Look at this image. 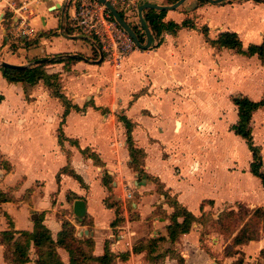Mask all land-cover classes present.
<instances>
[{"label": "crops", "instance_id": "0c3cea01", "mask_svg": "<svg viewBox=\"0 0 264 264\" xmlns=\"http://www.w3.org/2000/svg\"><path fill=\"white\" fill-rule=\"evenodd\" d=\"M178 1L140 0L139 6H171ZM190 1L163 11V21L177 24L175 30L157 36L145 20L153 38L151 48L128 56L120 78L105 60L94 63L101 54L92 44L91 55L79 50L83 38L72 36L75 32L64 28V16L50 13L48 4L35 8L30 23L36 34L25 47L10 41L15 20L0 4V61L32 66L36 60H65L46 64L45 70L58 77L68 104L44 81L26 95L24 85L9 83L0 69V190L13 199L0 205V264H12L6 259L3 233L33 232L36 215L44 217L54 241L64 221H69L79 239L94 241L95 257L110 250L116 264H245L253 255L264 257L262 240L235 245L246 224L232 237L208 231L209 225H219L227 210H264V185L252 172L253 153L234 130L240 121L234 99L262 101L264 72L241 86L230 76L219 84L222 73L209 72L217 64L214 51H234L211 44L223 34H237L245 52L264 43V0L234 4L225 0L199 8L197 15L208 10L204 14L210 23L203 27L180 10ZM148 11L143 12L144 19ZM139 31L146 45L142 26ZM41 46L47 50L36 59L20 54L21 48ZM68 55H81L89 62ZM241 55L257 57L264 69L257 55ZM109 80L118 86L105 87ZM197 80L199 86L192 89L191 81ZM120 117L132 125V141L144 152L141 163L132 164L128 130ZM251 128L264 164V107L254 112ZM169 198L198 219L175 241L168 229L175 214ZM77 200L86 204L81 220L74 214ZM121 233L123 241L112 246L110 236ZM231 245L235 253L226 254ZM58 253L64 264H70L66 250L58 248ZM37 260L32 245L27 264Z\"/></svg>", "mask_w": 264, "mask_h": 264}, {"label": "trees", "instance_id": "16d2710c", "mask_svg": "<svg viewBox=\"0 0 264 264\" xmlns=\"http://www.w3.org/2000/svg\"><path fill=\"white\" fill-rule=\"evenodd\" d=\"M164 17L165 12L158 13L157 11L153 10L148 11V13L145 15V20L149 24L154 35L159 36L166 30H175L178 28L177 24H174L173 22H169L168 24L165 23L163 21ZM188 25V21L183 23L184 27ZM134 30L142 42L143 40L139 35V29L134 28ZM210 42L216 48L236 50L239 53L249 57L257 55L264 62V43L261 45H252L245 52L242 50V42L239 36L230 32L223 34L218 40ZM64 61L65 60L57 59L50 63H62ZM45 66L46 65L26 66L25 68H8L1 69V71L9 83H22L25 87L26 95H29L31 89L40 81H44L48 88L52 90L53 95L61 99L63 103L68 106L65 96L60 93L61 88L58 82V77L47 74ZM234 103L239 108L240 117V121L234 127V130L236 134L243 137L247 141L253 153L254 161L252 163V172L255 176L262 180L264 185V164L261 155V149L255 146L251 128L252 116L259 108L264 107V99L260 102H254L247 97L239 96L234 99ZM68 111L69 110H67V112ZM120 121L126 125L128 130L129 147L131 157L133 159L132 164L137 162L141 163L140 158L144 157V152L136 148L132 141V125H130V123L123 117H120ZM11 199L12 198L8 193H4L2 190H0V205L2 203L11 201ZM169 199L171 201V205L175 208V214L172 218L173 224L169 226L168 229L170 233V239L175 241L180 235L188 233L192 225L198 219L193 214L186 211L176 201H172L171 198ZM255 216L264 220V210H256ZM179 218H184V222L179 223ZM34 221L35 228L33 232H16L14 230H10L3 233V243L8 247L6 259L12 264L29 263L32 245L35 247L38 253L37 264H64L58 253V248H62L69 253L70 264H116L117 257L112 255L110 250H108L102 257H95L93 255L95 246L94 241L90 238H86L84 240L79 239L76 236L77 230L75 226H73L69 221H64L63 230L60 233L58 241H54L51 231L44 225L43 216L36 215L34 217ZM255 239L256 238L254 235L248 234L246 229H243L240 235L235 239V245L253 241ZM135 250L137 252L140 250V248H136ZM123 259L126 260V258ZM179 262L183 263V260L180 258ZM239 264H242V262Z\"/></svg>", "mask_w": 264, "mask_h": 264}, {"label": "built area", "instance_id": "2783aa9c", "mask_svg": "<svg viewBox=\"0 0 264 264\" xmlns=\"http://www.w3.org/2000/svg\"><path fill=\"white\" fill-rule=\"evenodd\" d=\"M110 3L133 28L139 29L140 0H105ZM15 20L10 41L23 44L36 34L30 18L35 8L48 4L49 12L64 16L66 27L77 35L89 40L93 47L103 56L121 77L125 59L139 47L130 34L119 24L112 12L100 0H0ZM60 6V8H58ZM136 19V20H135ZM132 21V22H131ZM136 22L138 23L136 26ZM68 27V28H67ZM69 30V31H70ZM34 38V37H33ZM129 194L128 198L132 199ZM125 234L110 236L112 246L123 241Z\"/></svg>", "mask_w": 264, "mask_h": 264}, {"label": "rangeland", "instance_id": "374dc122", "mask_svg": "<svg viewBox=\"0 0 264 264\" xmlns=\"http://www.w3.org/2000/svg\"><path fill=\"white\" fill-rule=\"evenodd\" d=\"M246 0H228L226 4H234V3H243ZM214 4H211L207 1H201V0H192L186 5L180 9L183 13L188 14L193 21L195 20L200 27H203L205 25H208L210 21L208 20L207 16L204 14V12H207L208 10L205 9V11H201V15H197L196 10L199 8H204L206 6L212 7ZM54 15V14H53ZM57 15V14H56ZM206 16V17H205ZM8 20H10V17L8 16ZM200 20V21H198ZM194 21V22H195ZM206 22V23H205ZM249 43L248 41H246ZM80 43L79 50L83 52L85 55L89 54L91 55L92 51V45L89 42V40L83 38L82 40L78 41ZM78 45V44H77ZM19 45H16L18 47ZM31 46V45H30ZM21 48V47H20ZM247 49V47H245ZM20 54L22 57H27L30 60L34 57H36L38 54L44 53L45 50H47V47L41 46L39 48H30V49H20ZM231 51V50H216L214 51L213 55L216 58V65L214 63L209 67V72L214 74V72L218 71L217 73H222V77L220 75L217 77L219 84L223 83L225 84L226 78L230 76V78H238L240 86L242 83H246L248 80L259 77L260 73L264 72V69L262 68L261 61L257 57L255 59L247 58L245 56H242L239 54L238 51ZM95 57V56H94ZM5 58V57H4ZM36 59V58H34ZM3 61H0V63ZM264 63V62H263ZM106 67V63L103 64ZM264 66V65H263ZM111 68V67H110ZM194 74V73H192ZM112 75V71H111ZM114 77V76H113ZM113 79V78H112ZM111 80V79H110ZM109 80V81H110ZM201 84L202 81L200 80ZM214 82V81H213ZM199 80L191 81V87L192 89H195L199 86ZM215 83V82H214ZM245 85V84H244ZM112 86V87H111ZM118 86V83L114 84V80L107 82L105 87L107 88H115ZM231 211L227 210L223 214H221V220L219 222V225L216 223V226L214 224H211L208 226L209 230H215V231H222L226 234L227 237H232V235L236 232H238L241 227L246 224V231L250 235L255 236V241L262 240L264 243V220L255 216V211L246 210L245 207H238L237 210L230 213ZM206 217H203L202 220L204 221ZM207 232V231H206ZM225 253H235V248L229 246ZM258 255V254H257ZM243 255H239L238 258L242 257ZM247 256V255H245ZM251 259H247L245 261V264H264V257L259 256H251ZM162 261H159L161 263ZM235 263V262H234ZM233 263V264H234ZM149 264V263H148ZM153 264V262L151 263Z\"/></svg>", "mask_w": 264, "mask_h": 264}, {"label": "water", "instance_id": "95a60500", "mask_svg": "<svg viewBox=\"0 0 264 264\" xmlns=\"http://www.w3.org/2000/svg\"><path fill=\"white\" fill-rule=\"evenodd\" d=\"M102 3H104L108 9L112 12V14L114 15L115 19L119 22V24L130 34V36L135 40V42L137 43L139 49L142 50H148L151 48V44H152V34L150 29L147 27V24L145 22L144 16H143V12L145 10H156V11H169V10H175L177 8H179L183 3H185L187 0H179L176 4L171 5V6H158V5H154V4H144L140 7L139 9V20L141 23L142 28L144 29V32L146 34L147 37V44H142V42L140 41L136 31L134 30V28L122 17V15L110 4L107 3L105 0H100ZM209 1L213 4H219L222 3L225 0H206ZM255 1H260V0H255ZM58 8H60V6H58ZM66 58H74V59H79L85 62H89L88 59L84 58L81 55H68L66 56ZM59 58H53V59H42V60H36L34 62V64L32 66H40V65H46L49 64L50 62L57 60ZM103 62V56L101 55V59L98 62H94L96 64L102 63ZM26 66H15V65H11L9 63L6 62H1L0 63V69H8V68H25ZM74 214L76 216V218L78 220L83 219L86 216V204L83 200H77L74 204ZM86 235H88V232L85 233Z\"/></svg>", "mask_w": 264, "mask_h": 264}]
</instances>
